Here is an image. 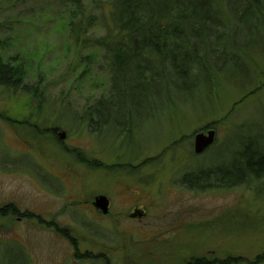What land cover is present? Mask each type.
I'll use <instances>...</instances> for the list:
<instances>
[{"label":"rangeland","instance_id":"rangeland-1","mask_svg":"<svg viewBox=\"0 0 264 264\" xmlns=\"http://www.w3.org/2000/svg\"><path fill=\"white\" fill-rule=\"evenodd\" d=\"M111 3L82 0L77 13L59 0H0V58L22 73L18 89L0 88V209L42 215L0 216V264H264L263 182L201 190L181 181L230 166L243 147L264 155V41L208 96L135 121L130 138L116 126L93 132L86 111L111 90L92 42L106 34ZM210 130L213 144L196 155L194 136ZM97 196L108 215L92 207Z\"/></svg>","mask_w":264,"mask_h":264},{"label":"trees","instance_id":"trees-1","mask_svg":"<svg viewBox=\"0 0 264 264\" xmlns=\"http://www.w3.org/2000/svg\"><path fill=\"white\" fill-rule=\"evenodd\" d=\"M216 1L112 0L106 34L92 42L104 55L111 90L108 101L86 111L89 123L95 121L93 132L116 126L125 128L130 138L135 121L162 118L169 110L193 104L197 97L208 96L219 78L244 68L240 53L264 41V0ZM59 3L81 12L82 0ZM21 76L0 58V88L18 89L20 84L12 79ZM181 181L201 190L252 182L264 186V155H249L243 147L230 166L205 168ZM233 262L197 258L189 264Z\"/></svg>","mask_w":264,"mask_h":264},{"label":"water","instance_id":"water-1","mask_svg":"<svg viewBox=\"0 0 264 264\" xmlns=\"http://www.w3.org/2000/svg\"><path fill=\"white\" fill-rule=\"evenodd\" d=\"M214 132L212 130L207 131L206 134L198 133L194 136L193 149L196 155L203 153L207 148H209L214 141ZM65 138L64 134H59V140L63 141ZM109 201L104 196H97L94 198L93 207L96 211L100 212L102 215H106L109 212Z\"/></svg>","mask_w":264,"mask_h":264},{"label":"flooded vegetation","instance_id":"flooded-vegetation-1","mask_svg":"<svg viewBox=\"0 0 264 264\" xmlns=\"http://www.w3.org/2000/svg\"><path fill=\"white\" fill-rule=\"evenodd\" d=\"M108 205H109V210H110V206H111L110 202H109ZM92 207H93V202H92ZM94 210H95V208H94ZM96 212L98 213V211H96ZM108 214H109V212H108ZM108 214H106V215H108ZM6 215L8 217H10L11 221H13L14 224H16V223H23L24 221L33 220V219L34 220H41V218H42L41 217L42 215L37 214V213H33V212H25V213L19 212V210L15 206H13V205L6 206L5 208L0 209V216H3L4 217ZM106 215H102V216H106ZM129 215L132 216V217H134L133 214H129ZM66 238L67 239L70 238L71 240L74 241V239H72V237L69 236V234L66 235ZM73 245H74V242H73ZM189 263H190V261H188V262L185 261L183 264H189ZM101 264H112V263L109 262V261H103ZM117 264H120V263H117ZM122 264H125V263H122Z\"/></svg>","mask_w":264,"mask_h":264}]
</instances>
